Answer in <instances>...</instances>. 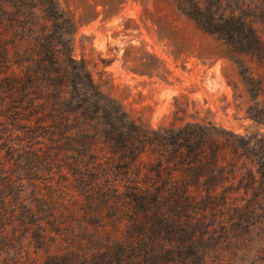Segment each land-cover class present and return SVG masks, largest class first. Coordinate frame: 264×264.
I'll return each mask as SVG.
<instances>
[{
    "label": "trees",
    "instance_id": "16d2710c",
    "mask_svg": "<svg viewBox=\"0 0 264 264\" xmlns=\"http://www.w3.org/2000/svg\"><path fill=\"white\" fill-rule=\"evenodd\" d=\"M174 2L236 52L263 51L264 0ZM74 31L59 0H0L4 242L44 252L30 264H155L196 248L226 213H253L236 198L242 182L264 185V134L144 124L73 54Z\"/></svg>",
    "mask_w": 264,
    "mask_h": 264
},
{
    "label": "rangeland",
    "instance_id": "374dc122",
    "mask_svg": "<svg viewBox=\"0 0 264 264\" xmlns=\"http://www.w3.org/2000/svg\"><path fill=\"white\" fill-rule=\"evenodd\" d=\"M59 2L75 23L73 54L135 119L152 127L212 121L240 133L264 134V125L248 113L254 98L264 108V49L236 52L174 0ZM253 21L264 46V17ZM259 180L238 185L236 200L253 202V213H226L196 248L182 252L177 261L163 254L154 263L264 264V185ZM39 251L35 245L6 244L0 234V264H15L18 258L30 264L33 256L42 261L45 254Z\"/></svg>",
    "mask_w": 264,
    "mask_h": 264
}]
</instances>
